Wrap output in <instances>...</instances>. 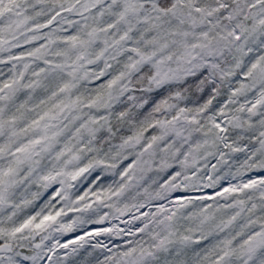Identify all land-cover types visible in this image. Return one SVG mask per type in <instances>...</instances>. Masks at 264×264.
I'll use <instances>...</instances> for the list:
<instances>
[{
  "label": "snow or ice",
  "instance_id": "6c2138e0",
  "mask_svg": "<svg viewBox=\"0 0 264 264\" xmlns=\"http://www.w3.org/2000/svg\"><path fill=\"white\" fill-rule=\"evenodd\" d=\"M0 264H264V0H0Z\"/></svg>",
  "mask_w": 264,
  "mask_h": 264
}]
</instances>
